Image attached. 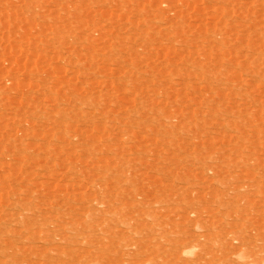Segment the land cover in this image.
Listing matches in <instances>:
<instances>
[{"label": "rangeland", "instance_id": "obj_1", "mask_svg": "<svg viewBox=\"0 0 264 264\" xmlns=\"http://www.w3.org/2000/svg\"><path fill=\"white\" fill-rule=\"evenodd\" d=\"M0 264H264V0H0Z\"/></svg>", "mask_w": 264, "mask_h": 264}]
</instances>
